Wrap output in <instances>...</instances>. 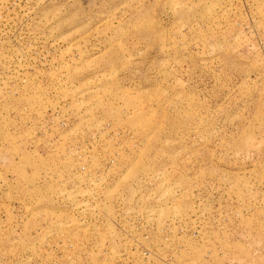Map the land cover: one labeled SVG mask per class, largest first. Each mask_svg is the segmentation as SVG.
<instances>
[{
    "label": "rangeland",
    "instance_id": "1",
    "mask_svg": "<svg viewBox=\"0 0 264 264\" xmlns=\"http://www.w3.org/2000/svg\"><path fill=\"white\" fill-rule=\"evenodd\" d=\"M0 264H264V0H0Z\"/></svg>",
    "mask_w": 264,
    "mask_h": 264
}]
</instances>
